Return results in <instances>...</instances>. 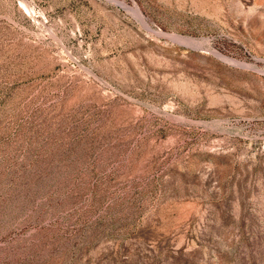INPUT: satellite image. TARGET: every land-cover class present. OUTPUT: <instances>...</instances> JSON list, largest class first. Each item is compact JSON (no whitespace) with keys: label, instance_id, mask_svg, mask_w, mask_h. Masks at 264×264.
Segmentation results:
<instances>
[{"label":"rangeland","instance_id":"rangeland-1","mask_svg":"<svg viewBox=\"0 0 264 264\" xmlns=\"http://www.w3.org/2000/svg\"><path fill=\"white\" fill-rule=\"evenodd\" d=\"M0 264H264V0H0Z\"/></svg>","mask_w":264,"mask_h":264},{"label":"bare ground","instance_id":"bare-ground-1","mask_svg":"<svg viewBox=\"0 0 264 264\" xmlns=\"http://www.w3.org/2000/svg\"><path fill=\"white\" fill-rule=\"evenodd\" d=\"M23 6H24L25 10H27L28 12L31 13L30 8H29L26 4H23ZM135 10H136L137 13H139V15H141V17H142V12H141V9H139V6H135Z\"/></svg>","mask_w":264,"mask_h":264}]
</instances>
